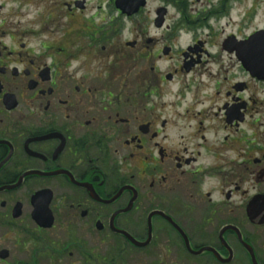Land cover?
Here are the masks:
<instances>
[{
  "label": "flooded vegetation",
  "instance_id": "obj_1",
  "mask_svg": "<svg viewBox=\"0 0 264 264\" xmlns=\"http://www.w3.org/2000/svg\"><path fill=\"white\" fill-rule=\"evenodd\" d=\"M244 2L60 0L36 29L0 1V264H264V0Z\"/></svg>",
  "mask_w": 264,
  "mask_h": 264
},
{
  "label": "rangeland",
  "instance_id": "obj_2",
  "mask_svg": "<svg viewBox=\"0 0 264 264\" xmlns=\"http://www.w3.org/2000/svg\"><path fill=\"white\" fill-rule=\"evenodd\" d=\"M1 2H5L7 4V9L9 10H18V8H22L21 4H23L25 7L22 10L21 16L17 20H20L22 22L28 21L30 24L28 26L34 27L38 29V20H37V13H42L43 10L47 8H51L52 10H58V7L54 6L55 3L57 4L60 0L53 1L55 3H51L50 0H19L20 3H17V0H0ZM68 1V0H67ZM90 1V6L89 9L92 11L98 3H100L102 0H89ZM246 6L244 0H235V6L234 8V13L243 14V12L246 10ZM157 7V5L154 7V9ZM150 10H152L151 7H149ZM16 12V11H15ZM172 18H175V12L173 11L171 13ZM155 16L154 14L151 13V18ZM237 19V18H236ZM131 26V25H125Z\"/></svg>",
  "mask_w": 264,
  "mask_h": 264
},
{
  "label": "water",
  "instance_id": "obj_3",
  "mask_svg": "<svg viewBox=\"0 0 264 264\" xmlns=\"http://www.w3.org/2000/svg\"><path fill=\"white\" fill-rule=\"evenodd\" d=\"M129 5L133 6L134 5V2L133 0L130 1Z\"/></svg>",
  "mask_w": 264,
  "mask_h": 264
}]
</instances>
